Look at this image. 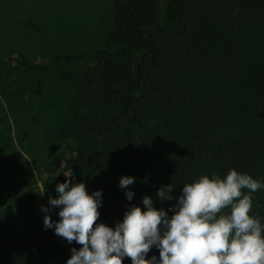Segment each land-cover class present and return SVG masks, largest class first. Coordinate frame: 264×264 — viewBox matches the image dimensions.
Returning <instances> with one entry per match:
<instances>
[{"label": "trees", "instance_id": "1", "mask_svg": "<svg viewBox=\"0 0 264 264\" xmlns=\"http://www.w3.org/2000/svg\"><path fill=\"white\" fill-rule=\"evenodd\" d=\"M111 12L101 48L19 61L38 70V94L48 64L92 60L68 102L63 170L89 194L101 190L98 222L114 227L131 205L143 209L146 195L171 216L183 185L201 175L236 169L264 183V0H112ZM122 176L135 179L130 201ZM40 182L43 197L16 198L22 214L11 212L10 225H22L2 235L0 264L11 253L16 264H66L80 247L44 228L41 206L58 193ZM171 183L173 198L161 200L157 190ZM253 197L251 214L264 223V189ZM51 213L58 221V209Z\"/></svg>", "mask_w": 264, "mask_h": 264}, {"label": "rangeland", "instance_id": "2", "mask_svg": "<svg viewBox=\"0 0 264 264\" xmlns=\"http://www.w3.org/2000/svg\"><path fill=\"white\" fill-rule=\"evenodd\" d=\"M112 0H0V242L15 232L12 213L23 193H56L71 141L64 137L68 102L90 59L57 60L47 65L40 93L32 92L38 70L53 54L99 49L112 24ZM47 192V193H48ZM11 207V208H10ZM43 217L45 215L42 211ZM48 215L52 216L51 211ZM13 222V223H12ZM14 254L6 264H16Z\"/></svg>", "mask_w": 264, "mask_h": 264}, {"label": "clouds", "instance_id": "3", "mask_svg": "<svg viewBox=\"0 0 264 264\" xmlns=\"http://www.w3.org/2000/svg\"><path fill=\"white\" fill-rule=\"evenodd\" d=\"M56 185V198L49 197L48 207L41 206L45 229L71 249L66 264H264V223L252 215L253 193L264 183L251 175L229 169L221 177L201 175L181 189L172 215L153 207L144 196V208L131 205L123 219L110 227L100 223L101 190L89 194L83 182L71 183L72 171ZM131 176H122L119 187L130 201L134 184ZM173 183L161 186L157 195L171 200ZM58 209V221L48 213ZM155 247L159 258L148 254Z\"/></svg>", "mask_w": 264, "mask_h": 264}]
</instances>
